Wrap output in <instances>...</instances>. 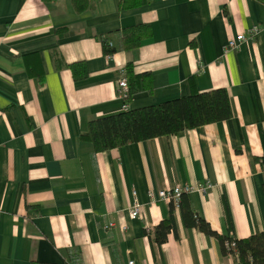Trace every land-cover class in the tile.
I'll return each mask as SVG.
<instances>
[{"label":"crops","instance_id":"obj_1","mask_svg":"<svg viewBox=\"0 0 264 264\" xmlns=\"http://www.w3.org/2000/svg\"><path fill=\"white\" fill-rule=\"evenodd\" d=\"M89 1L76 13L71 0H0V264H239L214 238L185 228L157 193L208 183L186 197L214 232L264 231V6L148 0L121 11V0ZM142 25L149 38L135 54L122 50V30ZM103 39L118 48L110 57ZM75 63L84 69L78 78ZM128 64L150 87L126 103L117 81ZM220 88L226 121L103 152L82 137L124 104ZM170 216L175 232L157 245L154 229Z\"/></svg>","mask_w":264,"mask_h":264},{"label":"trees","instance_id":"obj_2","mask_svg":"<svg viewBox=\"0 0 264 264\" xmlns=\"http://www.w3.org/2000/svg\"><path fill=\"white\" fill-rule=\"evenodd\" d=\"M53 1V0H44ZM76 13L91 8L89 0H71ZM148 0H121L119 10L141 7ZM264 6V0H255ZM148 26H134L123 29L120 33V48L135 54L142 42L149 38ZM105 56L110 57L118 48L108 40H102ZM73 77L78 78L84 71L83 65H70ZM127 81V95L124 102L128 103L131 96L150 87L149 76L135 75L131 64L124 67ZM231 107L227 92L220 88L205 93L193 92L188 96L167 100L156 105L139 109H126L118 114L102 117L91 121L83 139L92 143L95 152H103L131 143H138L159 137L177 136L185 131L219 123L230 119ZM264 168V161H263ZM171 210L173 209L170 204ZM182 223L185 228H194L204 235L214 238L222 255L231 254L237 257L239 264H264V231L244 239L220 236L209 225L193 212L186 195L180 197L178 203ZM175 232L172 216L164 220L154 229V242L162 245L167 235ZM225 244L229 245L228 249ZM32 264H47L33 262Z\"/></svg>","mask_w":264,"mask_h":264},{"label":"built area","instance_id":"obj_3","mask_svg":"<svg viewBox=\"0 0 264 264\" xmlns=\"http://www.w3.org/2000/svg\"><path fill=\"white\" fill-rule=\"evenodd\" d=\"M255 33H256L255 28L248 30V34L250 37L254 36ZM244 39H245L244 34H240L237 35L235 38L229 39L225 45V50L236 49L239 43H241ZM117 86H118L119 96L124 101L127 95V81L124 73H121V76H119L117 81ZM123 109L126 110V104H124ZM209 188L210 185L208 183L198 184L197 186H174L169 189L160 190L157 193V196L159 200L165 201L169 204H172L173 207L178 208V203L182 195H187L195 190L200 194H204ZM139 207H140L139 204L134 200L129 208V214L132 218L138 217ZM225 246L228 249L229 245L225 244ZM128 264H134V262L129 261Z\"/></svg>","mask_w":264,"mask_h":264}]
</instances>
